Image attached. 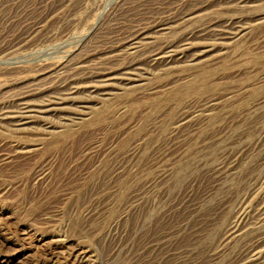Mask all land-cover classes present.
I'll return each mask as SVG.
<instances>
[{"label": "rangeland", "instance_id": "1", "mask_svg": "<svg viewBox=\"0 0 264 264\" xmlns=\"http://www.w3.org/2000/svg\"><path fill=\"white\" fill-rule=\"evenodd\" d=\"M0 109V264H264V0H0Z\"/></svg>", "mask_w": 264, "mask_h": 264}, {"label": "bare ground", "instance_id": "2", "mask_svg": "<svg viewBox=\"0 0 264 264\" xmlns=\"http://www.w3.org/2000/svg\"><path fill=\"white\" fill-rule=\"evenodd\" d=\"M236 1V0H235ZM239 1H246V0H239ZM173 19H175V18H173ZM173 21V20H172ZM181 21V20H180ZM172 23V22H171ZM159 24V23H158ZM206 25V24H205ZM203 26V25H202ZM223 26V25H222ZM233 26V25H232ZM233 28H235V27H232L231 29H233ZM207 31V30H206ZM146 32V31H145ZM231 35H235L236 33H230ZM204 37V36H203ZM203 39H205V38H203ZM133 45V44H132ZM168 45V44H167ZM124 49V48H123ZM167 49V48H166ZM166 52V51H165ZM177 60V59H176ZM164 65V64H163ZM173 66V65H172ZM1 110V109H0ZM264 211V210H263ZM259 216V215H258Z\"/></svg>", "mask_w": 264, "mask_h": 264}]
</instances>
